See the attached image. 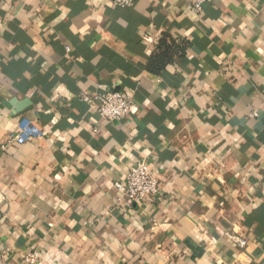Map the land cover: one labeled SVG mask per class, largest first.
Listing matches in <instances>:
<instances>
[{
    "label": "crops",
    "instance_id": "obj_1",
    "mask_svg": "<svg viewBox=\"0 0 264 264\" xmlns=\"http://www.w3.org/2000/svg\"><path fill=\"white\" fill-rule=\"evenodd\" d=\"M196 1L0 0L12 261L39 250L41 264H264V0ZM164 40L185 54L168 49L155 73ZM83 92L131 95L136 110L108 123ZM24 121L42 137L13 143ZM138 161L159 194L127 206L115 185Z\"/></svg>",
    "mask_w": 264,
    "mask_h": 264
},
{
    "label": "built area",
    "instance_id": "obj_2",
    "mask_svg": "<svg viewBox=\"0 0 264 264\" xmlns=\"http://www.w3.org/2000/svg\"><path fill=\"white\" fill-rule=\"evenodd\" d=\"M114 7L128 8L132 7L135 0H110ZM207 0H197L195 11L201 10V5ZM67 51H70L67 48ZM81 102L96 109L103 120L108 123L120 122L126 119L136 110L134 98L131 95H122L115 92L107 93H88L83 92L79 95ZM42 137V132L36 128L30 121H24L20 125L17 134L13 135L12 142L19 145L27 141ZM117 190L122 194L123 203L127 206L141 204L147 197L159 194V184L157 177L145 161H138L129 168L123 182H118ZM5 201L4 196L0 193V206ZM50 227H53L51 224ZM226 236L243 248L246 242L239 236L227 233ZM0 264H41V252L33 250L26 254L21 261H12L10 253L3 244L0 243Z\"/></svg>",
    "mask_w": 264,
    "mask_h": 264
},
{
    "label": "trees",
    "instance_id": "obj_3",
    "mask_svg": "<svg viewBox=\"0 0 264 264\" xmlns=\"http://www.w3.org/2000/svg\"><path fill=\"white\" fill-rule=\"evenodd\" d=\"M177 45L178 44H176L175 41H170L169 43H167V41L164 40L161 43V46L159 47V51H157L151 57V59L149 61V65H148L149 70L152 72L158 73V72L162 71L165 68V66H167L168 64L173 62L174 58L172 56V53L168 49H172V48L177 47V49L175 50V52H173V54H177L179 56L184 55L185 54L184 44H183V48H180ZM164 46L166 47V49L164 52H162L161 50H162V47H164Z\"/></svg>",
    "mask_w": 264,
    "mask_h": 264
}]
</instances>
